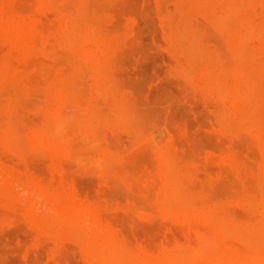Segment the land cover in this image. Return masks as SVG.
<instances>
[{"label":"rangeland","instance_id":"rangeland-1","mask_svg":"<svg viewBox=\"0 0 264 264\" xmlns=\"http://www.w3.org/2000/svg\"><path fill=\"white\" fill-rule=\"evenodd\" d=\"M0 264H264V0H0Z\"/></svg>","mask_w":264,"mask_h":264},{"label":"bare ground","instance_id":"bare-ground-1","mask_svg":"<svg viewBox=\"0 0 264 264\" xmlns=\"http://www.w3.org/2000/svg\"><path fill=\"white\" fill-rule=\"evenodd\" d=\"M56 129H57V127H56ZM60 131V130H59ZM56 133H57V131H56ZM207 241H209V240H206V242ZM203 242V241H202ZM210 242V241H209ZM203 246H205L204 244H203ZM210 250H212V249H210ZM205 251V250H204ZM207 251V250H206ZM208 253V252H207ZM211 253V252H210Z\"/></svg>","mask_w":264,"mask_h":264}]
</instances>
